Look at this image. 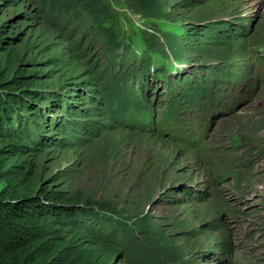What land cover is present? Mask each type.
I'll use <instances>...</instances> for the list:
<instances>
[{
    "label": "rangeland",
    "instance_id": "1",
    "mask_svg": "<svg viewBox=\"0 0 264 264\" xmlns=\"http://www.w3.org/2000/svg\"><path fill=\"white\" fill-rule=\"evenodd\" d=\"M11 1L18 67L63 94L46 104L57 125L32 112L19 141L71 203L117 224L65 227L83 256L264 264V0Z\"/></svg>",
    "mask_w": 264,
    "mask_h": 264
},
{
    "label": "trees",
    "instance_id": "2",
    "mask_svg": "<svg viewBox=\"0 0 264 264\" xmlns=\"http://www.w3.org/2000/svg\"><path fill=\"white\" fill-rule=\"evenodd\" d=\"M8 2L13 3L0 0V5ZM6 22L0 18V264H103L85 258L65 227L100 237L117 228L115 221L91 207L71 203L66 191L55 188L52 178L44 177L29 159L30 146L19 141L23 133L32 131L25 123V115L32 112H45L44 123L57 125L47 116L50 104H46L57 105L63 94L52 96L45 80L18 67L22 58L9 43ZM130 52L136 61L134 70L144 72L142 56ZM146 114L152 118L151 111ZM138 123L147 128L149 122Z\"/></svg>",
    "mask_w": 264,
    "mask_h": 264
}]
</instances>
